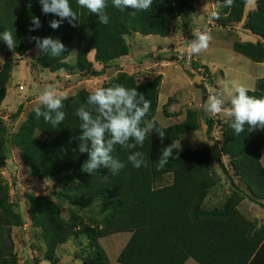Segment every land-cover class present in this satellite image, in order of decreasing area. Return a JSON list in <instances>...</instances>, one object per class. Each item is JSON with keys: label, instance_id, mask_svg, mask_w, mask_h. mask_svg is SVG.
<instances>
[{"label": "trees", "instance_id": "1", "mask_svg": "<svg viewBox=\"0 0 264 264\" xmlns=\"http://www.w3.org/2000/svg\"><path fill=\"white\" fill-rule=\"evenodd\" d=\"M77 13L79 26L73 27L67 20L59 29H52L49 21L59 19L52 14L44 15L39 0H0V33L10 31L15 39L13 51L18 55L35 47L31 36H51L66 44V52L56 62L46 58L45 64L50 71L72 67L63 59L68 54L67 44L76 37V63L80 70L91 72L92 63L86 55L94 50L93 59L101 64L100 70L93 75L103 74L113 60L128 53V45L123 37L127 33L141 35H169L170 22L177 16L171 0H153L147 11L132 9L120 10L113 7L112 0H107L105 9L109 16L108 24H100L98 16L85 8H80L77 0H69ZM248 0H234L231 7L223 6L218 20L222 26L242 21V27L250 33L264 39V0H256L255 8L245 12ZM38 16L41 27L29 32L31 19ZM233 50L254 62H264V47L261 41L234 42ZM48 53H46V57ZM40 60V59H39ZM10 68L0 70V101L5 96V87L9 79ZM133 74L123 71L111 78L103 87L121 84L137 91L150 101L151 108L145 121L154 120L158 128L166 135L162 139L158 132H151L143 147L137 146L133 151L144 154L147 166L135 168L128 162L130 154L119 145L113 153L126 167L118 175L111 176L108 169H98L94 175L81 171L86 153H79L78 141L71 138L79 135L80 120L75 115L81 107H88L87 97L92 92L81 90L63 101L66 119L53 129L43 117L37 118L33 110L28 117L29 129L21 142L22 157L34 174L53 176L66 172V188L70 197L81 204L97 202L105 214L103 228L85 229L93 246L89 259L82 264H109L107 254L100 245L101 237L116 232H129L130 236L117 256L121 264H183L192 258L199 264H264V228L247 219L237 208L238 203L248 200L264 208V167L260 161L264 131L250 129L237 135L229 124L224 125V138L220 152L226 154L233 162L235 175L244 185L234 182L227 168L218 159V164L226 174L232 190L225 201L212 209L202 207L214 180L209 171V150L185 149L176 152L175 148L169 162L162 170H157V162L163 148L174 143L181 134L197 129V123L188 116L182 122L162 126L155 120L158 104L160 75L143 81H135ZM250 96L264 99V76L255 81ZM19 110L15 113L18 114ZM200 116L206 125V133L211 136L215 120L200 108ZM44 133L43 138H34L33 129ZM71 141V142H70ZM170 174L171 182L158 184L164 175ZM10 214L14 224H21L19 214L13 212L7 201L6 189L0 186V264H15L9 243ZM35 226L41 233L48 248L56 239L59 228L51 220V210L40 207L31 210ZM66 235V234H63ZM65 236L59 239L62 242ZM50 258V257H49ZM48 259V258H47Z\"/></svg>", "mask_w": 264, "mask_h": 264}, {"label": "rangeland", "instance_id": "2", "mask_svg": "<svg viewBox=\"0 0 264 264\" xmlns=\"http://www.w3.org/2000/svg\"><path fill=\"white\" fill-rule=\"evenodd\" d=\"M171 1L177 16L170 22L169 35L124 34L125 42L130 47L128 56L122 60L123 65L120 67L119 63H109L105 72L99 75L92 74L101 68V64L93 59L94 50L86 55L93 71H82L74 66L77 48L75 36L67 44L68 54L63 59L72 67L53 72L46 66L45 59L52 58L51 62H56L60 56L48 54L46 57V53L37 55L36 47L18 55L0 41V70L10 68L5 96L0 101V186L6 189L10 208L21 218V224H14L10 214L4 212L10 220L9 243L15 264H82L85 259H89L93 250L85 229H100L105 225V214L97 202L81 204L70 197L71 192L66 188V172L53 176L34 174L22 157L21 142L28 134V117L37 105L40 93L48 85H54L58 92L66 93L68 97L81 90L94 91L97 87H103L117 74L118 69L132 72L137 82L160 75L155 120L162 126H168L182 122L188 114L198 127L175 140V144L180 142L181 145L179 150L175 149L176 152L202 147L209 150V171L214 184L203 200L204 207L221 205L232 190L218 159L234 182L244 185L234 173L231 158L220 152L224 125L229 124L225 121L230 118L223 113L212 117L215 127L209 136L199 111L200 108L203 110L202 105L210 94L226 93L231 90L233 81L249 90L254 88L256 79L264 76V62L250 60L234 51L232 45L234 42L261 41L264 47V39L244 29L243 19L222 26L218 20L224 6L223 0ZM248 2V6L252 7L256 0ZM213 13L219 19L213 18ZM204 30L212 35L209 47L200 54L190 55L188 49L193 32ZM196 75L201 76L199 83L193 81ZM19 108L20 111L15 115ZM31 135L34 138L44 137V133L36 128L31 131ZM260 161L264 167V141ZM168 181L164 177L158 184ZM40 207L51 210V220L59 228L57 234L51 235V240L56 239L51 243V248L47 247L41 228L33 223L31 210H39ZM241 210L248 217L264 222V208L260 205L246 199ZM127 235V232H118L99 239L109 264H121L116 257ZM63 236L65 239L59 242Z\"/></svg>", "mask_w": 264, "mask_h": 264}, {"label": "clouds", "instance_id": "3", "mask_svg": "<svg viewBox=\"0 0 264 264\" xmlns=\"http://www.w3.org/2000/svg\"><path fill=\"white\" fill-rule=\"evenodd\" d=\"M41 11L44 15L52 14L59 19L49 21L52 29H59L63 21L67 20L73 27L79 26L77 13L73 10L69 0H39ZM225 7H231L234 0H223ZM80 8L87 9L90 13L98 16L100 24H108L109 16L105 9L108 7L107 0H77ZM153 4V0H112V5L120 10L132 9L134 15L137 11H147ZM213 18L219 16L213 13ZM41 20L33 16L29 32L41 27ZM212 40L209 31H194L193 39L189 42V54H200L207 50ZM0 41L9 49L15 47V39L10 31L0 33ZM30 41H35L37 55L48 53L52 57H59L66 52L65 44L51 36H31ZM229 91L210 94L202 105L203 110L210 116L215 117L223 113L230 120L229 127L239 135L247 126L250 131H264V99L250 96L249 89L244 85L233 81ZM67 94L58 92L54 85H48L38 97V103L34 108L37 118L43 117L50 123L53 129L59 127L66 119L63 101ZM227 103V107H225ZM88 107H81L75 115L80 120L79 135L71 139L78 141L79 153H86L87 159L81 166V171L90 175L101 168L109 171L104 176L107 181L111 176L118 175L126 164L113 153L116 146L129 150L127 160L135 168L147 166L144 154L133 151L137 146L143 147L148 135L156 131L163 139L166 132L158 128L154 120L145 121L149 114L151 104L137 91V88H128L121 84L109 87H97L87 97ZM71 142V141H70ZM181 145L171 143L163 148V152L157 162V170H162L169 162L173 150L180 149Z\"/></svg>", "mask_w": 264, "mask_h": 264}, {"label": "crops", "instance_id": "4", "mask_svg": "<svg viewBox=\"0 0 264 264\" xmlns=\"http://www.w3.org/2000/svg\"><path fill=\"white\" fill-rule=\"evenodd\" d=\"M249 5V2H247V4H246V7H245V12L244 13H247L249 10H252V9H254L255 8V3L253 4V6L251 7H249L248 6ZM248 7V8H247ZM247 10V11H246ZM139 34V33H138ZM254 35V34H253ZM168 36V35H167ZM255 36V35H254ZM256 41V40H255ZM127 45H128V53L126 54V55H124V56H121V57H119V58H117V59H115V60H113L111 63H119V66L121 67L122 65H123V62H122V60H124L125 59V57L126 56H128V54H129V47H130V45H129V43H127ZM31 51V50H30ZM28 52V51H27ZM119 71H122L121 69H118V70H116V72H119ZM128 74H133L132 72H128ZM8 82V81H7ZM6 85H7V83H6ZM160 88V87H159ZM159 94V93H158ZM168 175H170L169 173L167 174V175H164V177H166V179H168L169 181H168V183H170L171 182V177L170 176H168ZM167 184V183H166ZM206 198V197H205ZM247 198H244V199H242L239 203H238V205H237V208H238V210L247 218V219H249L251 222H253V223H255L256 224V228H264V222H258L257 220H256V218H253V217H248L247 215H246V213H244V211H242L241 210V207H242V205H243V202L246 200ZM222 204V203H221ZM220 206V205H219ZM202 207L203 208H205V209H212V208H214L215 207V205H214V207H211V208H206V207H204V205H203V203H202ZM116 233H118V232H116ZM113 234V233H112ZM127 238H126V241H127V239L129 238V236H130V233L129 232H127ZM111 235V234H110ZM126 241L124 242V244L126 243ZM100 242V241H99ZM124 244H123V246H124ZM102 246V245H101ZM123 246H121L120 248L122 249V247ZM120 249V250H121ZM120 252V251H119ZM119 252H118V254H119ZM118 256V255H117ZM116 259H117V257H116ZM119 263V262H118ZM183 264H199L198 262H196L194 259H192V258H188V259H186L184 262H183Z\"/></svg>", "mask_w": 264, "mask_h": 264}, {"label": "water", "instance_id": "5", "mask_svg": "<svg viewBox=\"0 0 264 264\" xmlns=\"http://www.w3.org/2000/svg\"><path fill=\"white\" fill-rule=\"evenodd\" d=\"M200 79H201V76L200 75H196L194 78H193V81L195 83H199L200 82Z\"/></svg>", "mask_w": 264, "mask_h": 264}, {"label": "built area", "instance_id": "6", "mask_svg": "<svg viewBox=\"0 0 264 264\" xmlns=\"http://www.w3.org/2000/svg\"><path fill=\"white\" fill-rule=\"evenodd\" d=\"M190 58V55L189 56H187V59H189ZM20 88H22V86H20Z\"/></svg>", "mask_w": 264, "mask_h": 264}]
</instances>
